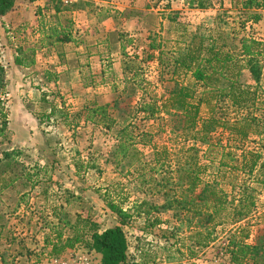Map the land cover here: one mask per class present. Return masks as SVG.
Instances as JSON below:
<instances>
[{"label": "rangeland", "instance_id": "rangeland-1", "mask_svg": "<svg viewBox=\"0 0 264 264\" xmlns=\"http://www.w3.org/2000/svg\"><path fill=\"white\" fill-rule=\"evenodd\" d=\"M49 1L51 0H20L13 12L0 20V99L5 104L7 114H9L7 103L10 99H28L23 93L26 88L19 86L21 83L18 82L21 79L19 76L25 78L22 69L25 66H18L16 58L29 56V60L33 59L36 64L37 56L43 61L42 58H51L55 55L54 49L57 45L45 47L44 43L40 42L43 37L40 33L42 21L48 25H62L63 27L71 24L76 40L84 42V34L79 36V32L87 28L92 31L97 30L104 20L110 15H116L113 12H117L114 9L117 0H74L70 5L81 1L80 9L73 6L71 11L61 13L57 20L53 16V10L51 11L53 7L47 6ZM201 2L205 8H197ZM242 2L243 0H151L148 4V11L141 13L144 16V24L139 29V34L132 37L126 36L127 39L123 41L126 54H122L121 69L124 71L125 80L123 81L120 76L119 84H116L112 92L114 99L109 109L112 118L119 119L118 127L106 129L103 126L104 123L95 126L93 123H87L82 124L80 130L75 129V132L69 131L68 127L60 131L65 133L67 138V143L63 146L65 152L69 154L66 158L71 157L74 161L85 163V168L90 162L98 167L96 170H90L92 174L84 179L85 185L93 188L92 198L88 199L81 194L68 199L69 193L66 192L70 190H66V184H63L65 186L63 198L74 205L83 204L82 210L81 208L78 210L82 212V227L88 222H93L100 226L101 232L119 224V219L108 208L107 200L121 204L126 210H131L134 218L125 227L130 246L128 264H229V257L225 255L222 248L226 243L225 236L232 226H225L226 233H222L223 227L218 228L219 240L209 248H202L189 238L186 222H183L187 215L186 211L161 208L153 214V217L160 219L161 224L151 228L150 225L153 222H147L144 216H136L135 205L144 200L158 207L166 205L163 194L157 191L159 188L157 183L165 177L167 179L172 177L177 183V179L183 176V173L177 171L185 167L186 151L190 145L183 136L182 116L161 114L157 118L156 114L154 118L142 121L147 116L142 111V104L161 99L163 95H168L176 85L170 82L172 68L160 67L157 62V49L152 50L151 45L157 46L163 43L166 51L175 48L178 37L181 35L176 31L179 24L185 25L190 32L203 27L223 31L225 34H230L232 30L239 32L241 31L240 23L245 21ZM152 6H155L157 12L152 11ZM73 12H80L79 16L74 19L69 18ZM261 14L262 20L258 24H247L246 30L241 32L239 37L251 36L264 44V10ZM33 50H36L35 54L32 53ZM54 59L57 60L56 57ZM260 62L263 72L258 87L263 92L264 54ZM249 81V74L246 73L242 83ZM184 83L189 82L185 80ZM49 95H51L50 99H54L53 93ZM260 99H264L263 94ZM116 103L117 107H114ZM206 113L207 110L204 108L203 115L206 116ZM261 114V111L257 112L258 116ZM123 115L124 117H119ZM125 119L126 121L134 120L142 126V131L150 132L153 137L152 146L144 148L139 145L141 153L145 156L143 162L146 165L138 163L130 167L129 163L125 162L116 167L111 157V151L117 143L116 130L125 126ZM55 127L52 126L54 131ZM69 139L77 145L71 147ZM259 141L258 137H253L246 143V146L250 150L257 149L256 142ZM5 145H0V149ZM153 147H166L169 150L170 164L163 173L157 174V170H152L151 166H147L153 160ZM23 152L16 162L11 159L8 161L10 164L7 161L0 163V178L4 172L12 170L14 173L17 171V173H23L30 167L29 163L35 161L36 158ZM2 153L0 152V155ZM17 162L18 165H16ZM84 170L87 171V169ZM11 176L8 174L9 178H6L5 183L0 184V224L4 227L1 232L0 255L6 259V264H48V257L43 255L38 256L40 260L32 259L33 252L30 245L39 242V239L30 240L34 237L31 236L32 226L27 218L29 216L26 215L27 212L29 214L31 212L29 198L22 194L25 193L23 191L28 192L29 189L19 184V189L16 188V190H19L17 192L22 195L20 197L15 195L18 200L13 196L5 195L4 192H8L10 186L2 189L3 186L9 185ZM251 186L257 189L256 208L246 225L251 231L249 242L255 244L264 230V185L253 181ZM10 198V206L7 210L3 209L2 203L8 202ZM16 204L18 205L16 212L19 211L20 216L11 211ZM65 217L66 219L63 217V220H70L67 213ZM72 222L73 220H70L69 225L64 229L66 239L74 236V230L71 228ZM1 261L0 258V264H2ZM94 264H101L100 258L95 259Z\"/></svg>", "mask_w": 264, "mask_h": 264}, {"label": "trees", "instance_id": "trees-1", "mask_svg": "<svg viewBox=\"0 0 264 264\" xmlns=\"http://www.w3.org/2000/svg\"><path fill=\"white\" fill-rule=\"evenodd\" d=\"M19 1L0 0V20L12 13ZM78 2L64 5L58 0H51L47 6L53 7L51 11L58 20L61 13L71 11L73 6L80 9L81 1ZM241 4L245 21L240 23L239 32L232 30L230 34H225L204 27L190 32L185 25L179 24L176 31L181 35L175 48L166 51L163 43L151 45L152 50L157 49L160 67L172 68L170 82L176 85L161 99L142 104V111L147 114L142 121L150 120L156 114L157 118L161 114L180 115L183 118V136L190 145L186 151L185 167L177 171L183 173L177 183L172 177H165L157 183V191L163 194L166 205L158 207L144 200L135 205V214L146 217L147 222H153L150 227L155 228L161 221L153 214L161 208L186 211L183 222H186L189 238L202 248H209L219 240L218 228L223 227L222 233H226L225 226H232L222 248L229 257V264H264V230L259 241L252 244L249 242L251 231L246 225L256 208L257 189L251 183L264 185V99H260L264 91L261 92L258 87L263 72L260 58L264 54V44L251 36L239 37L247 24H258L262 20L264 0H243ZM197 8L205 7L201 2ZM40 28L43 36L40 42L45 47L83 43L76 40L71 24L63 27L42 21ZM125 50L126 46L122 45V54H126ZM35 51L32 53L35 54ZM28 60L29 56H19L16 64L22 67L35 64L33 59ZM246 73L250 81L242 83ZM185 80L189 83L185 84ZM204 108L206 116L203 115ZM109 109L110 105L92 103L86 105L84 111L89 112V120L102 116L108 121V128L112 129L118 127L119 119L112 118ZM258 111L262 112L260 116ZM141 129L142 126L131 119L116 130L117 143L111 151L116 167L125 162L130 167L138 163L146 165L139 145L144 148L152 146L153 137L150 132ZM8 135L9 117L0 99V140L7 141ZM253 137L260 139L256 142L259 148L250 150L246 143ZM153 150V160L147 166L157 170V174L163 173L170 164L169 150L166 147H153ZM16 154L4 153L0 163L8 162ZM9 186L5 185L2 189ZM106 202L119 219V224L101 232L98 224L88 222L82 227L83 221L78 220L71 226L73 237L63 241L62 235L58 234V243H46L52 246L48 261L83 248L92 253L94 260L100 258L101 264H128L130 246L125 227L134 215L119 203ZM63 223L64 228L69 225L67 220ZM0 258L2 264H6L2 255Z\"/></svg>", "mask_w": 264, "mask_h": 264}, {"label": "crops", "instance_id": "crops-1", "mask_svg": "<svg viewBox=\"0 0 264 264\" xmlns=\"http://www.w3.org/2000/svg\"><path fill=\"white\" fill-rule=\"evenodd\" d=\"M150 1L117 0L114 8L117 12H113L116 15H110L95 31L87 28L79 32V36L84 34L85 41L82 44H59L54 49L53 57L42 58L41 61L37 56L35 65L22 68L25 78L19 76L21 79L18 82L21 83L19 86L26 88L23 93L28 99H10L7 103L9 135L8 142H0V145L7 144L0 149V152H3L0 160L4 153L14 152L17 154L12 159L16 162L23 151L36 159L29 163L30 167L23 173H14L11 170L1 174L0 184L5 183L6 178H9L8 174L12 175L9 181L11 188L4 192L5 195L13 196L17 200L22 194L29 198L31 212L26 215L29 216L27 218L32 226L31 236L34 237L30 240L39 239V242L30 245L32 259L40 260L38 256L41 255L48 257L52 246H47L46 243H58V234H61L62 240L65 241L66 230L63 221L66 220H63V217L66 219V213L70 220H73V225L82 218V212L78 210H82L83 204L74 205L66 201L63 198L65 188L70 190L66 192L69 193L68 199L81 194L89 199L94 195L93 188L86 186L84 179L92 174L90 170H96L98 167L90 162L85 168V163L74 161L71 157L66 158L69 154L63 146L67 143V138L65 133L60 131L68 127L69 131L75 132V129L80 130V126L87 123H93L94 126L104 123L103 126L108 129L106 119L97 115L89 120L90 114L84 109L92 103L99 106L113 103L112 92L116 84H119L120 76L125 80L124 71L121 69L123 41L127 39L126 36L139 34V29L144 24V16L141 13L148 11ZM152 11L157 12L155 6H152ZM79 13L73 12L69 18L74 19ZM52 93L54 99H50L49 94ZM52 126L58 128L55 127L54 131ZM69 140L71 147L77 145ZM18 164L17 162L16 165ZM19 184L29 191L22 190L25 193L19 195V190H16L19 189ZM63 184H66V187ZM10 201L11 198L2 203V208L7 210ZM17 208L16 204L11 211L20 216V212H16ZM3 230L4 227L0 224V239Z\"/></svg>", "mask_w": 264, "mask_h": 264}, {"label": "built area", "instance_id": "built-area-1", "mask_svg": "<svg viewBox=\"0 0 264 264\" xmlns=\"http://www.w3.org/2000/svg\"><path fill=\"white\" fill-rule=\"evenodd\" d=\"M42 1V0H37ZM65 5H70L73 3L74 0H58ZM48 264H94V258L92 253L89 251L79 248L73 250L71 253L59 257L54 258L48 261Z\"/></svg>", "mask_w": 264, "mask_h": 264}]
</instances>
